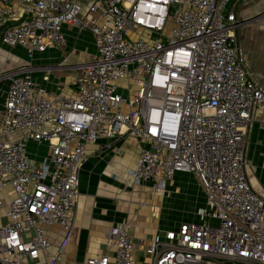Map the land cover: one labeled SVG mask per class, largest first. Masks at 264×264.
<instances>
[{
	"label": "built area",
	"instance_id": "obj_1",
	"mask_svg": "<svg viewBox=\"0 0 264 264\" xmlns=\"http://www.w3.org/2000/svg\"><path fill=\"white\" fill-rule=\"evenodd\" d=\"M243 1L93 0L83 17L73 0H0V28L10 3L26 14L3 30V44L31 57L64 46L62 25L70 23L89 29L95 48L77 65L69 95L38 87L28 69L0 75L9 80L0 129V193L7 196L0 195V264H70L60 253L71 237L86 147L125 135L141 144L133 184L163 192L177 172L193 174L204 204L195 221L148 242H135L128 221L111 226L105 251L79 264H134L136 248L145 264H264V197L251 188L244 157L264 85L246 70L238 43ZM28 140L48 144L42 161L27 158Z\"/></svg>",
	"mask_w": 264,
	"mask_h": 264
},
{
	"label": "crops",
	"instance_id": "obj_2",
	"mask_svg": "<svg viewBox=\"0 0 264 264\" xmlns=\"http://www.w3.org/2000/svg\"><path fill=\"white\" fill-rule=\"evenodd\" d=\"M82 6V16L88 14L93 0H73ZM9 15L0 28V75L28 69L36 85L48 93H73L77 65L88 61L95 53L93 35L89 29L79 30L70 23L62 25L65 45L48 46L29 57L20 46L2 42L4 29L18 24L26 14L14 3L8 5ZM264 0L237 3L236 16L240 25L236 34L243 51L244 66L250 76L264 85ZM46 77V79L44 78ZM9 80L0 78V129L4 99ZM264 103L254 108L251 128L246 135L245 172L251 188L264 197ZM18 132L12 139L21 137ZM140 142L131 136L101 137L86 147V159L79 169L78 198L73 217L71 237L61 251L63 261L79 264L85 258L97 257L105 251L107 230L128 221L135 242H148L156 233L175 229L179 223L195 221V211L204 204L200 185L193 174L177 172L165 191L153 190L151 184H133L130 171L135 166ZM47 143H26L27 158L38 163L48 154ZM6 201V192H1ZM196 198V200L193 199ZM197 197L199 199H197ZM192 199V200H191ZM4 211L0 209V224ZM58 239L56 238V241ZM142 249L134 251L136 256ZM138 264H145L140 262Z\"/></svg>",
	"mask_w": 264,
	"mask_h": 264
},
{
	"label": "rangeland",
	"instance_id": "obj_3",
	"mask_svg": "<svg viewBox=\"0 0 264 264\" xmlns=\"http://www.w3.org/2000/svg\"><path fill=\"white\" fill-rule=\"evenodd\" d=\"M264 13V12H263ZM125 83V82H124ZM123 90H125L126 92H127V90L126 89H124V88H120V91H123ZM193 199L194 200H196V198L195 197H193ZM197 199H199L198 197H197ZM192 200V199H191ZM145 259H146V255H145V253L143 252V251H141V253L139 252V258H138V256H136V261H137V264L138 263H140V262H145Z\"/></svg>",
	"mask_w": 264,
	"mask_h": 264
}]
</instances>
